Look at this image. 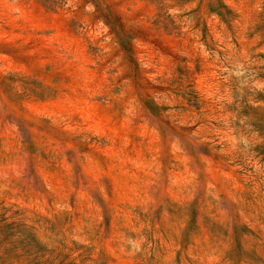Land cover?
I'll return each mask as SVG.
<instances>
[{
  "label": "rangeland",
  "instance_id": "rangeland-1",
  "mask_svg": "<svg viewBox=\"0 0 264 264\" xmlns=\"http://www.w3.org/2000/svg\"><path fill=\"white\" fill-rule=\"evenodd\" d=\"M0 0V264H264V0Z\"/></svg>",
  "mask_w": 264,
  "mask_h": 264
},
{
  "label": "trees",
  "instance_id": "trees-1",
  "mask_svg": "<svg viewBox=\"0 0 264 264\" xmlns=\"http://www.w3.org/2000/svg\"><path fill=\"white\" fill-rule=\"evenodd\" d=\"M207 9L210 13L218 16L219 19L227 25H229L236 16L223 0H208ZM260 76L264 77V72H262ZM253 99L256 104H246L244 106L245 116L249 119V125L253 127V131L264 138V92H257Z\"/></svg>",
  "mask_w": 264,
  "mask_h": 264
}]
</instances>
